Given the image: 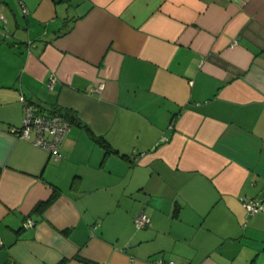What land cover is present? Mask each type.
Listing matches in <instances>:
<instances>
[{
    "label": "crops",
    "instance_id": "obj_1",
    "mask_svg": "<svg viewBox=\"0 0 264 264\" xmlns=\"http://www.w3.org/2000/svg\"><path fill=\"white\" fill-rule=\"evenodd\" d=\"M62 258L264 264V0H0V264Z\"/></svg>",
    "mask_w": 264,
    "mask_h": 264
},
{
    "label": "built area",
    "instance_id": "obj_2",
    "mask_svg": "<svg viewBox=\"0 0 264 264\" xmlns=\"http://www.w3.org/2000/svg\"><path fill=\"white\" fill-rule=\"evenodd\" d=\"M53 78H49V86H52ZM21 102L24 106V114L22 124L19 129L13 128L17 136L30 140L35 146H39L54 157L59 156V147L64 134L69 129V122L64 119L62 115L57 112H40L29 104L23 97ZM244 207L248 214H253L262 209L259 201L247 200L244 202ZM134 225L137 228H142L150 223V218L146 213H139L134 216ZM34 221L27 219L24 223L25 226H31ZM167 264H175L173 261H168Z\"/></svg>",
    "mask_w": 264,
    "mask_h": 264
},
{
    "label": "trees",
    "instance_id": "obj_3",
    "mask_svg": "<svg viewBox=\"0 0 264 264\" xmlns=\"http://www.w3.org/2000/svg\"><path fill=\"white\" fill-rule=\"evenodd\" d=\"M51 113H53V112H57V113H59L60 115H62L63 117H64V119H66L68 122H69V124H70V122H72V121H75V117L72 115V114H70L68 111H63L61 108H54V109H52L51 111H50ZM95 140L99 143V144H101V146L104 148V150H105V153H109V152H116V150L115 149H113L110 145H109V143L106 141V140H104V139H102V138H99V137H95ZM52 198L53 197H51V198H49L48 200H46V201H44V202H41V203H39L37 206H36V209L38 210V209H40V207H42V205H47V204H49L51 201H52ZM69 260V258H62V259H60L56 264H65L67 261Z\"/></svg>",
    "mask_w": 264,
    "mask_h": 264
}]
</instances>
